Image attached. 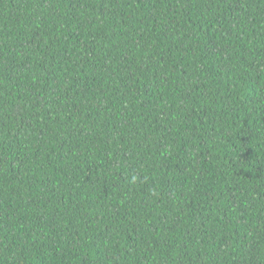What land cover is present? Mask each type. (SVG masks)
Returning a JSON list of instances; mask_svg holds the SVG:
<instances>
[{
    "label": "trees",
    "instance_id": "16d2710c",
    "mask_svg": "<svg viewBox=\"0 0 264 264\" xmlns=\"http://www.w3.org/2000/svg\"><path fill=\"white\" fill-rule=\"evenodd\" d=\"M0 264H264V0H0Z\"/></svg>",
    "mask_w": 264,
    "mask_h": 264
}]
</instances>
